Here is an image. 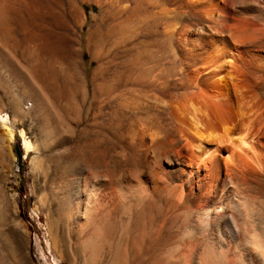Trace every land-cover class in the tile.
<instances>
[{"label": "bare ground", "instance_id": "1", "mask_svg": "<svg viewBox=\"0 0 264 264\" xmlns=\"http://www.w3.org/2000/svg\"><path fill=\"white\" fill-rule=\"evenodd\" d=\"M18 5L24 14L21 45L10 28L11 10ZM56 28L69 46H83L90 65L104 43L128 49L117 77L154 87L169 121L161 132L138 129L136 145L147 171L137 174L135 183L118 182L101 199L96 195L109 182L104 168L82 169L78 180L68 183L67 217L79 218L74 233L86 238L78 252L86 247L111 264H127L125 242L138 248L147 206L169 193L193 232L155 264H264V204L251 188L264 179V0H0L3 64L21 71L7 38L18 49L24 40L41 41L54 53ZM34 42L20 51L32 57L38 51ZM104 76H97V87L106 93ZM6 120L0 117V138L14 157ZM21 137L26 152L32 146L22 132Z\"/></svg>", "mask_w": 264, "mask_h": 264}, {"label": "rangeland", "instance_id": "2", "mask_svg": "<svg viewBox=\"0 0 264 264\" xmlns=\"http://www.w3.org/2000/svg\"><path fill=\"white\" fill-rule=\"evenodd\" d=\"M15 7L16 12L11 10L10 13V28L21 45L20 19L24 14L22 6ZM140 29L138 33L144 31ZM55 32L53 54L44 50L41 41L24 40V48L32 46V42L37 46L38 51L35 54L34 50L35 55L32 53L31 57L20 51L22 47L16 48L11 39H6L7 44L12 43L7 45L8 51L13 46L10 51L21 71L4 65L0 56V117L6 116V125L11 126L13 139L9 148L14 155H9L0 138V264H111L109 257L99 253L100 256H94L86 247L82 254L78 252L77 248L86 238H83L85 234L80 238L75 234L79 218L68 220L67 217L71 210L64 203L68 183L77 181L80 171L87 167L91 171L104 168L108 174L105 184L109 182L98 191L97 199L113 192L118 182L135 183L137 174L147 171V163L136 145L138 132L149 130V127L161 132L168 127L169 121L154 87L145 84L139 87L117 77L118 69L129 56L128 49L104 43L101 52L95 53L94 59L98 62L93 60L90 65V56L82 45L76 48L70 43L73 47L69 46L60 37V28ZM67 48L70 49L67 51ZM33 62L39 66L35 71ZM97 65L98 71L94 69ZM99 74L108 80L110 89H105L106 93L97 87ZM170 75L167 81H171L169 85L173 89L174 77ZM114 77L119 80L115 81ZM109 81H113L111 86ZM3 128L0 127V135L4 133ZM21 132L32 146L26 152ZM260 184L261 187L251 188L264 204V179ZM160 199H152L147 206L150 212L142 222L143 237L139 239L140 245L136 244L138 248L125 242L126 251L122 250L127 264H155L171 246L182 247L186 235L193 232L190 224L182 221L179 205L169 193ZM193 262L188 264H198Z\"/></svg>", "mask_w": 264, "mask_h": 264}, {"label": "trees", "instance_id": "3", "mask_svg": "<svg viewBox=\"0 0 264 264\" xmlns=\"http://www.w3.org/2000/svg\"><path fill=\"white\" fill-rule=\"evenodd\" d=\"M14 151H15V149H14ZM16 153V152H15ZM16 155H17V159L19 160V155L16 153Z\"/></svg>", "mask_w": 264, "mask_h": 264}]
</instances>
